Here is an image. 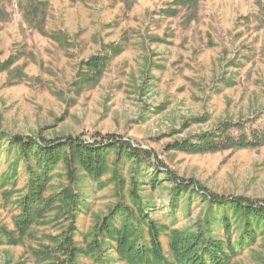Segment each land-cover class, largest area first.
I'll list each match as a JSON object with an SVG mask.
<instances>
[{"label":"rangeland","instance_id":"obj_1","mask_svg":"<svg viewBox=\"0 0 264 264\" xmlns=\"http://www.w3.org/2000/svg\"><path fill=\"white\" fill-rule=\"evenodd\" d=\"M31 7L29 0H4L0 10V234L19 237L15 220L30 177L17 148L7 150L8 138H69L95 147L117 140L138 156L127 159L115 147L99 180L75 162L74 183L60 162L45 196L72 188L74 209L57 202L20 243L0 237V264H42L37 252L48 236L69 225L86 247L101 219L120 208L138 214L140 203L161 230L166 256L171 231L193 230L210 211H222L211 200L264 207V144L204 153L174 147L225 127L233 136L264 132V14L257 0H198L191 9L180 0H47L38 16ZM92 58H104L100 73L89 72ZM164 170L176 180L158 178L153 187L154 173ZM178 181L188 190L174 208ZM220 220L212 236L236 242V224L229 238ZM256 234L231 264H264V227ZM106 243L102 261L126 264L115 243Z\"/></svg>","mask_w":264,"mask_h":264},{"label":"trees","instance_id":"obj_2","mask_svg":"<svg viewBox=\"0 0 264 264\" xmlns=\"http://www.w3.org/2000/svg\"><path fill=\"white\" fill-rule=\"evenodd\" d=\"M29 1L32 5L33 16L39 15V5L47 3V0ZM3 2L4 0H0V10L3 8ZM180 2L191 9L197 6L198 0H180ZM257 6L259 13L264 14V0H257ZM171 12L176 13V11ZM88 66L90 73H100L106 66V62L104 58H92ZM228 128L202 133L197 137L196 143L182 142L174 147L189 153H204L227 148H256L264 144V132H253L251 137L246 134L233 136L227 133L230 130ZM8 139L7 150L17 148L18 158H24L30 173L27 193L20 201L22 211L15 220L19 237H13L12 233L6 230L0 234V237H5L6 241L11 243L22 242L32 226L42 218L44 213L55 208L57 202L68 211L74 209L78 196L72 188H66L57 197L47 198L45 196L50 186L51 172L60 162H65L69 169L70 182L74 183L73 163L75 162L89 176L99 180L107 170L106 155L115 147H118L120 152H124L127 159L133 160L138 156L136 149L130 144L117 140L95 147L93 144L79 143L69 138L58 143L56 141L46 143L42 140L39 142L34 140V142L21 137ZM69 149L70 154H68ZM166 176L175 179V176L168 170H164L160 175L154 173V179L151 181L153 187L161 184L158 178L170 180ZM187 190L185 183L176 182L172 190L171 204L173 207L179 205L183 193ZM211 202L221 205L222 211L220 213H217V209L214 213L210 211L209 219L193 230L174 229L171 231L169 256L165 255L163 249L160 228L155 221L149 219L147 213L142 211L143 203H140L138 214L123 212L120 208L112 212L109 218L101 219L95 231L90 233L92 239L86 247L76 243L75 227L70 228L69 225L61 233L48 236V244L43 245L42 250L37 252V256L42 264H82V258H87V256H93L95 260L93 264H105L102 261L104 259L102 254L107 251L106 242L110 241L115 243L118 259L126 264H231L232 258L237 256L238 252L242 251L250 241L256 240V229L259 226L264 227V207L257 208L241 198L232 201L211 200ZM229 212L234 222L231 221ZM219 218L229 238L232 226L236 224L238 232L236 242L232 243L230 240L216 239L212 236V227ZM118 219L122 224L115 223ZM143 225L146 228V237Z\"/></svg>","mask_w":264,"mask_h":264}]
</instances>
